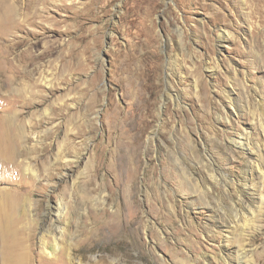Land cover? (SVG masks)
<instances>
[{
  "label": "rangeland",
  "instance_id": "374dc122",
  "mask_svg": "<svg viewBox=\"0 0 264 264\" xmlns=\"http://www.w3.org/2000/svg\"><path fill=\"white\" fill-rule=\"evenodd\" d=\"M242 1L0 0L26 264H264V0Z\"/></svg>",
  "mask_w": 264,
  "mask_h": 264
},
{
  "label": "bare ground",
  "instance_id": "6f19581e",
  "mask_svg": "<svg viewBox=\"0 0 264 264\" xmlns=\"http://www.w3.org/2000/svg\"><path fill=\"white\" fill-rule=\"evenodd\" d=\"M259 1V0H258ZM261 1V0H260ZM263 1V0H262ZM30 2V1H29ZM247 2V1H246ZM244 0L240 2V5L246 3ZM252 3V2H251ZM27 4V3H26ZM30 4V3H29ZM249 4V3H248ZM258 4V3H257ZM28 5V4H27ZM251 5V4H250ZM249 5V6H250ZM30 6V5H29ZM252 6V5H251ZM256 7V4H254ZM261 7V5L259 6ZM258 8V7H257ZM10 9V8H9ZM17 9V8H16ZM25 9V8H24ZM37 9V8H36ZM251 9V8H250ZM39 10V9H37ZM255 10V9H254ZM6 11V10H5ZM11 10L10 12H12ZM35 11V10H34ZM260 11V10H259ZM262 11V8H261ZM7 12V11H6ZM38 12V11H37ZM41 12V10H40ZM258 14V12H256ZM255 13V14H256ZM15 14V13H13ZM41 14V13H36ZM264 14V13H263ZM12 15V14H11ZM26 15V14H25ZM39 16V15H38ZM259 16V15H258ZM262 16V15H261ZM12 17V16H11ZM29 18V17H28ZM35 12L34 16L29 18V20H35ZM24 22V21H22ZM38 22V21H37ZM33 24V23H32ZM23 25V24H22ZM35 25V23H34ZM20 26V25H19ZM21 29V28H20ZM43 29V28H42ZM252 31V30H251ZM258 32V30L256 31ZM259 34V33H258ZM254 37V36H253ZM222 38V37H221ZM28 57V56H27ZM33 58V56H31ZM29 58V57H28ZM27 59V58H26ZM31 60V59H30ZM30 62V61H29ZM19 85V84H18ZM21 87V86H20ZM25 88V86H24ZM20 93V92H19ZM21 94V93H20ZM229 96V95H228ZM147 120V119H146ZM135 134V133H134ZM135 142V141H134ZM126 151V156L121 159H116V163L114 164L119 169L120 176H134V163H133V148L129 147V150ZM117 154V153H116ZM136 166V165H135ZM116 169V168H115ZM117 172V171H116ZM168 172V171H166ZM170 173V172H169ZM168 173V174H169ZM166 176V174H165ZM170 176V175H169ZM168 176V177H169ZM167 177V176H166ZM185 178V177H184ZM129 180V179H128ZM131 182V181H130ZM13 199V198H12ZM19 199V198H18ZM16 199V201L18 200ZM9 201V200H8ZM21 201V200H20ZM23 201V200H22ZM6 202V200H5ZM8 202L7 206H3L0 208V264H26L27 259L29 258L30 254V244L27 242V225L22 224V221L18 220L14 217V211L16 210L15 207L10 205ZM5 204V203H4ZM15 205V204H14ZM59 205V204H58ZM1 207V206H0ZM61 210V209H60ZM23 211V210H22ZM59 212V210H58ZM17 214V213H16ZM24 214V212H23ZM25 217V216H24ZM25 220V219H24ZM20 223V224H19ZM30 226V225H29ZM30 228V227H29ZM30 239V238H29ZM48 242V241H47ZM31 243V242H30ZM63 249V247H62ZM63 252V251H62ZM66 252V251H65ZM50 253V252H49ZM32 254V253H31ZM48 254V253H47ZM66 254V253H65ZM46 255V254H45ZM57 255V254H56ZM59 255V254H58ZM61 255V254H60ZM65 255H63L64 257ZM28 257V258H27ZM47 257V256H46ZM53 257V256H52ZM55 258V256H54ZM66 258V257H65ZM51 259V258H49ZM55 261V260H54ZM57 261V260H56ZM67 261V260H65Z\"/></svg>",
  "mask_w": 264,
  "mask_h": 264
}]
</instances>
